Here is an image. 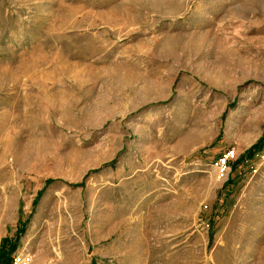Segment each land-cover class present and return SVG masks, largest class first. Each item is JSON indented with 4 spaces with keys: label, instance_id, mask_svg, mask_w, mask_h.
Masks as SVG:
<instances>
[{
    "label": "rangeland",
    "instance_id": "rangeland-1",
    "mask_svg": "<svg viewBox=\"0 0 264 264\" xmlns=\"http://www.w3.org/2000/svg\"><path fill=\"white\" fill-rule=\"evenodd\" d=\"M19 251L264 264V0H0V264Z\"/></svg>",
    "mask_w": 264,
    "mask_h": 264
},
{
    "label": "built area",
    "instance_id": "built-area-1",
    "mask_svg": "<svg viewBox=\"0 0 264 264\" xmlns=\"http://www.w3.org/2000/svg\"><path fill=\"white\" fill-rule=\"evenodd\" d=\"M235 151L229 150L222 154L215 162L216 167L223 174L225 173L229 160L234 156ZM228 171V170H227ZM33 255L27 251L15 252L12 256L11 264H31Z\"/></svg>",
    "mask_w": 264,
    "mask_h": 264
},
{
    "label": "trees",
    "instance_id": "trees-1",
    "mask_svg": "<svg viewBox=\"0 0 264 264\" xmlns=\"http://www.w3.org/2000/svg\"><path fill=\"white\" fill-rule=\"evenodd\" d=\"M259 145V143L258 144H255V145H253L248 151H247V155L249 156V157H252L253 155H254V151L256 150V148H257V146ZM258 149V148H257ZM23 230H20L19 231V234L22 232ZM16 248V246H12V249H15ZM2 256V255H1ZM11 262V261H10ZM10 262H7L6 264H10Z\"/></svg>",
    "mask_w": 264,
    "mask_h": 264
}]
</instances>
